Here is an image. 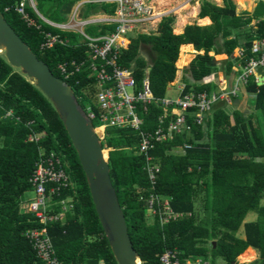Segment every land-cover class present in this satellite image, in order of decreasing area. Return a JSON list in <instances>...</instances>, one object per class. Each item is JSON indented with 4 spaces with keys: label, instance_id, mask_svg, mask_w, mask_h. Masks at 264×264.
Here are the masks:
<instances>
[{
    "label": "trees",
    "instance_id": "16d2710c",
    "mask_svg": "<svg viewBox=\"0 0 264 264\" xmlns=\"http://www.w3.org/2000/svg\"><path fill=\"white\" fill-rule=\"evenodd\" d=\"M19 1L0 0V12L36 57L63 79L56 64L83 58L85 48H74V34L42 22L27 6L25 10L40 29L29 25L15 11ZM34 1L39 10V3L60 6L65 0ZM65 7L67 11L69 5ZM110 7L87 6L88 11L103 12ZM204 17L210 18V25H187L183 33L175 34L174 17L168 15L160 20L155 34L137 35L130 41L121 53L120 63L133 69L138 87L147 76L154 98H164L175 77L181 45L192 44L203 54L191 61L189 69L195 83L185 86L183 93L210 92L216 88L203 84L204 77L213 70L230 76L238 62L232 56L234 50H243L240 63L244 64L253 56L252 42L264 40V1H258L252 12H237L234 0H222V6L200 0L198 18ZM44 32L67 37L71 44H57L41 52ZM143 48L148 49L150 59L143 56ZM209 52L228 58L216 62ZM78 77L82 78L79 85L71 80L66 83L85 112L88 108L96 112L94 88L83 74ZM245 91L253 96L251 111L236 110L238 98L231 105L220 103L202 125L192 127L187 137L175 136L150 152L159 166L153 186L145 171L144 157L136 153L138 133L129 128L105 130L102 148L110 149V179L141 264H160L159 256L168 249L176 250L183 261L264 264V84L257 85L250 79ZM162 113L159 104L149 105L146 112L140 113L144 119L142 129L152 130ZM184 142L192 148L181 153L178 149ZM41 152L59 155L70 179V186L59 196H53L52 212H64L59 204L61 199L72 205L64 212L63 221L46 225L26 211L23 197L26 192H34L29 179ZM151 193L158 195L160 203L168 201L170 209L182 217L162 223L160 207L156 206L155 213L147 207ZM250 212L257 217L246 222ZM42 226L47 228L62 264H117L97 218L77 154L57 113L41 91L0 54V264H45L25 236L27 231ZM241 227L243 237L238 236ZM249 247L258 252V258L239 263L237 257Z\"/></svg>",
    "mask_w": 264,
    "mask_h": 264
},
{
    "label": "built area",
    "instance_id": "2783aa9c",
    "mask_svg": "<svg viewBox=\"0 0 264 264\" xmlns=\"http://www.w3.org/2000/svg\"><path fill=\"white\" fill-rule=\"evenodd\" d=\"M73 2L66 23H54L49 20L44 22L61 32L79 34L81 39L77 38L73 46L85 48V56L81 59L58 62L56 70L63 77V81L71 80L74 85L81 83L82 78L78 76L83 74L89 81L88 85L94 88L93 102L96 112L88 108L86 114L92 123H99L93 126L100 131L102 142L105 130L109 128H129L138 133L136 153L145 159V171L152 186L156 182L159 166L153 162L150 152L157 145L172 141L175 136L186 137L191 134L192 127L202 125L217 103L224 102L230 105L246 88L250 79L256 83L262 80L258 71L264 68V40H254L251 46L253 56L244 64L240 63L244 56L243 50L238 48L236 55L238 62L233 67L236 76L230 85H223L217 91H190L181 93L176 98L164 97L158 100L150 91L148 78H145L138 87L133 69L123 66L120 57L122 51L128 48L132 38L156 33L154 31L158 29V24L165 15L164 12L156 11L150 0H74ZM28 5L38 14L33 0H20L15 11L29 25L40 29V25L25 10ZM88 5L111 7L108 12L93 9L88 11ZM86 27L91 28L92 32H85ZM108 27L111 29H107ZM43 34L44 38L39 47L41 52L48 51L57 44L64 46L71 44L67 37H61L58 33ZM152 104H159L163 113L152 130H143L144 119L140 113L146 112L147 107ZM6 115L9 116L10 112ZM32 139L30 137V140ZM191 148V144L184 142L178 151L184 153ZM102 149L108 157L110 149ZM29 183L35 197L33 201L25 204L26 211L32 213L43 225L63 221L64 212L72 207L67 199L59 201L64 212L53 213L51 208L54 204L53 196H59L70 186V179L61 157L54 152L48 154L41 152L34 164ZM146 203L152 213L157 212L156 206L160 207L159 211L163 214L162 223L182 217V214L174 213L170 209L168 201L164 200L160 203L157 194L151 193ZM25 236L29 239L39 260L45 264H62L56 256L45 226L29 230ZM159 262L160 264H207L201 260H180L179 253L171 249L161 253Z\"/></svg>",
    "mask_w": 264,
    "mask_h": 264
},
{
    "label": "water",
    "instance_id": "95a60500",
    "mask_svg": "<svg viewBox=\"0 0 264 264\" xmlns=\"http://www.w3.org/2000/svg\"><path fill=\"white\" fill-rule=\"evenodd\" d=\"M0 51L48 99L57 113L85 176L97 218L117 264H141L127 225L104 150L102 135L79 104L72 87L56 77L31 51L0 12ZM258 85L264 84V77Z\"/></svg>",
    "mask_w": 264,
    "mask_h": 264
},
{
    "label": "crops",
    "instance_id": "0c3cea01",
    "mask_svg": "<svg viewBox=\"0 0 264 264\" xmlns=\"http://www.w3.org/2000/svg\"><path fill=\"white\" fill-rule=\"evenodd\" d=\"M73 1L74 0H70V3H68L69 8H67V14L71 8V5L74 3ZM160 1L163 2V0H157V2H160ZM174 1L175 2H173V4H174L175 8L173 9V14H172V16L174 17L173 33H175V34L183 33L184 28L187 25L208 26L211 24L209 17L198 18V13L200 11L199 0H194L195 2L193 4H191V0H174ZM236 1H237V3H239V0H236ZM258 1H260V0H247L248 8L239 7L237 5V3L235 1L234 2L237 5V12H241V11L252 12V10L254 9V7L256 6V3ZM261 1H264V0H261ZM155 2H156L155 0H153V2L151 1V3L154 5L156 11L164 12L165 15L163 17L171 15L170 11H169V13L165 12L164 10L161 9L160 5L155 4ZM209 2L212 3L211 1H209ZM219 2L220 3H215V5L222 6V0H220ZM35 7H36V4H35ZM36 15L37 16L40 15V17L39 16L38 17L40 19H42L43 21L46 20L39 12ZM51 22H53V21H51ZM54 23H56V22H54ZM62 23H66V22H62ZM157 30L154 32H157ZM184 45L190 46L189 50H192L193 52L188 54V56H190V57L188 58L186 65H183L182 67H179V68H178V66L176 67L177 70H176L175 79L171 83L168 84L165 97L176 98L179 95H181V93H183V89L185 88V86H187L188 84L191 85V84L195 83L193 78H192V74H191V71L189 69V65H190L191 61L195 58V56L197 54H203V51H199V52L196 51L192 44H184ZM237 50H238V48H236L233 52L232 56L234 58L237 55ZM208 55L212 56L214 58V61H216V62L223 61V60H226L228 58L225 54L215 55L214 52H209ZM232 70H233V74H231L230 76H226L222 71L216 72L215 70H213L209 76H206L203 78L202 83L203 84H211L213 87L216 88V89H212V91H217L218 88L223 86V85H230V82L232 81L234 76H236V73L234 72L235 69H232ZM147 72H148V70H147ZM258 74L261 77H264V68L260 69L258 71ZM146 78H148V77L146 76ZM171 87H176L178 89V93H176V95L174 94L176 97H174V95L172 94ZM242 96H243V94L241 92L240 95L237 97L238 100H236L237 98L234 99V100H236V102L234 104L235 106L237 105V102H239L241 100ZM220 103H222V102H220ZM220 103H218V104H220ZM218 104H216V105H218ZM216 105H215V107H216ZM247 249H250L253 251V249L250 247Z\"/></svg>",
    "mask_w": 264,
    "mask_h": 264
},
{
    "label": "rangeland",
    "instance_id": "374dc122",
    "mask_svg": "<svg viewBox=\"0 0 264 264\" xmlns=\"http://www.w3.org/2000/svg\"><path fill=\"white\" fill-rule=\"evenodd\" d=\"M150 1H152L153 2V0H150ZM156 2H155V4H157V5H160V7H161V9L162 10H164L165 12H167V13H169V11H170V14L172 15L173 14V9L175 8V6H174V4H173V2H175L174 0H163V2H157V0H155ZM209 1H211L213 4H215V3H220L219 1L220 0H209ZM236 3H237V1L236 0H234ZM33 2L35 3V1L33 0ZM195 1L194 0H191V4H193ZM68 3H70V0H65V1H63V3L60 5V6H54V5H50V4H48V3H46V2H44V3H42V4H38L37 6H38V9L39 10H37V11H39L40 12V14L46 19V20H52V21H56V22H66L67 21V16H68V14H67V11H66V4H68ZM199 3H200V0H199ZM237 5L239 6V7H246V8H248V4H247V1H244L242 4H239V3H237ZM29 7H30V5H28ZM35 12V11H34ZM90 13V12H89ZM89 15V14H88ZM42 18V17H41ZM42 20V19H41ZM42 22H44L43 20H42ZM172 27H174V25H172ZM107 29H111L110 27H108ZM92 29L91 28H88V27H86V28H84V31L85 32H87V33H91L92 31H91ZM71 34V33H70ZM78 39H81V36L79 35V34H74ZM128 38H129V36H127ZM181 52H182V46L180 47V49H179V54H178V59H177V61H176V63H175V67H177L178 66V68L179 67H182L183 65H186L187 64V60H186V62L183 64V65H180L179 63H178V61L180 60L179 59V57H180V54H181ZM0 54H2L3 55V53H0ZM142 54H143V56H146V57H148L149 59H150V54H149V51H148V49L147 48H143L142 49ZM176 70H177V68H176ZM175 76H176V72H175ZM181 77V76H180ZM174 79H175V77H174ZM171 90H172V94L174 95H176V93H178V89L176 88V87H171ZM244 90L245 89H243L242 90V94H243V96L241 97V100L239 101V102H237V105L235 106V109L236 110H238V111H240V112H244V113H246V112H249V111H251V106H252V104L250 103V101L252 100V97L253 96H251V95H249L248 93H245L244 92ZM130 92V91H129ZM174 95V97H176ZM240 95V94H239ZM172 98V97H171ZM218 104V103H217ZM229 111H231V107H230V109H229ZM96 124H99L98 122H96L95 123V125ZM106 154V153H105ZM106 156V155H105ZM107 157V156H106ZM24 199H25V202H27V203H29V202H31V201H33V199H34V197H35V194H34V192L33 191H29V192H26L25 194H24ZM26 203V204H27ZM262 203H264V201H262ZM256 217H257V215H256V213H253V212H250V213H248L247 214V216H246V218H245V221L246 222H248V221H254L255 219H256ZM238 236H241V237H243V227H241L240 228V231L238 232ZM253 254V255H252ZM252 254H250V259L249 258H247L246 260H244V259H239L238 257H237V261L239 262V263H249V262H252V261H254V260H256L257 258H258V252L255 250V249H253V251H252ZM218 263H222V261L220 260V259H218V261H217Z\"/></svg>",
    "mask_w": 264,
    "mask_h": 264
},
{
    "label": "bare ground",
    "instance_id": "6f19581e",
    "mask_svg": "<svg viewBox=\"0 0 264 264\" xmlns=\"http://www.w3.org/2000/svg\"><path fill=\"white\" fill-rule=\"evenodd\" d=\"M244 1H247V0H239V4H242ZM189 47L190 46H186V45L182 46V55L180 57V60L178 61V63L180 65H183L186 62V60L190 57V56H188V54L193 52L192 50H189ZM0 53H2V52L0 51ZM250 254H252V250L246 249L242 254H240L238 256V258L239 259H244V260H246L247 258L250 259Z\"/></svg>",
    "mask_w": 264,
    "mask_h": 264
}]
</instances>
